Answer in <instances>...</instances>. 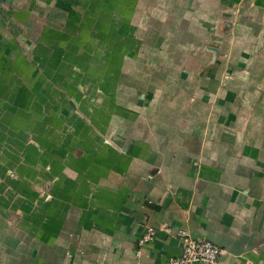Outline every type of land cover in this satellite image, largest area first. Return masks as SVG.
<instances>
[{"label": "crops", "instance_id": "obj_1", "mask_svg": "<svg viewBox=\"0 0 264 264\" xmlns=\"http://www.w3.org/2000/svg\"><path fill=\"white\" fill-rule=\"evenodd\" d=\"M178 230L264 264V0H0V264H162Z\"/></svg>", "mask_w": 264, "mask_h": 264}, {"label": "built area", "instance_id": "obj_2", "mask_svg": "<svg viewBox=\"0 0 264 264\" xmlns=\"http://www.w3.org/2000/svg\"><path fill=\"white\" fill-rule=\"evenodd\" d=\"M166 233H171L169 228H164ZM158 230L147 227L145 234L139 240L143 245L156 238ZM182 242V252L178 257H173L162 264H198L202 262L217 263L222 253L221 249L212 241L192 238L185 230H178L175 234Z\"/></svg>", "mask_w": 264, "mask_h": 264}]
</instances>
